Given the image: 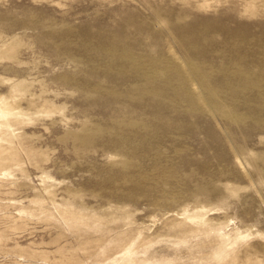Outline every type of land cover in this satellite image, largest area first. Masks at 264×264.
Masks as SVG:
<instances>
[{
    "label": "rangeland",
    "instance_id": "374dc122",
    "mask_svg": "<svg viewBox=\"0 0 264 264\" xmlns=\"http://www.w3.org/2000/svg\"><path fill=\"white\" fill-rule=\"evenodd\" d=\"M0 264H264V0H0Z\"/></svg>",
    "mask_w": 264,
    "mask_h": 264
}]
</instances>
